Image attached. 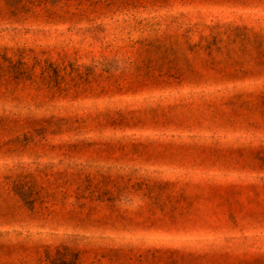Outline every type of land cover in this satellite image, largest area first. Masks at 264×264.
<instances>
[{
    "label": "rangeland",
    "instance_id": "1",
    "mask_svg": "<svg viewBox=\"0 0 264 264\" xmlns=\"http://www.w3.org/2000/svg\"><path fill=\"white\" fill-rule=\"evenodd\" d=\"M0 264H264V0H0Z\"/></svg>",
    "mask_w": 264,
    "mask_h": 264
}]
</instances>
